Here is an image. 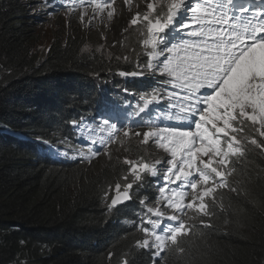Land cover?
<instances>
[{
	"label": "trees",
	"instance_id": "obj_1",
	"mask_svg": "<svg viewBox=\"0 0 264 264\" xmlns=\"http://www.w3.org/2000/svg\"><path fill=\"white\" fill-rule=\"evenodd\" d=\"M46 1L0 0V264H264V148L247 140L244 155L233 159L229 188L218 190L215 204L209 200L211 217L190 211L188 234H181L176 245L169 242V250L159 256L154 255L155 249L138 246L145 233L129 227L133 219L122 218L131 204L110 207V202L117 183L134 180L124 161L151 158L142 152V139L123 136L122 146L134 154L115 152L112 160L99 157L78 163L69 154L83 153L81 139L88 141L93 120L96 128L105 119L120 123L109 110L91 105L97 92L94 77L113 74L114 81L123 84L126 97L114 90L105 104L121 97L116 110L125 117L134 111L123 102L136 109L142 106L130 89L131 78L119 73L136 71L135 63H143L141 46L127 56L112 48L107 53L92 51L83 34L69 31L55 35L47 49L39 52L33 46L38 25L32 11L35 4L55 10V0ZM133 15L122 10L107 32H114L116 26L133 28ZM138 83L141 86V79ZM140 92L144 93L142 86ZM105 98L106 92L101 100ZM72 109L75 119L63 131V114L72 115ZM246 134L264 144L251 127ZM61 141L68 146L67 157L57 148ZM141 174L143 185L131 188L132 201L140 194L149 196V187L156 182L151 175ZM178 184L173 189L179 190ZM187 191L191 193L190 188ZM167 193L152 197L150 208L158 200L165 205ZM152 215L148 218L157 219Z\"/></svg>",
	"mask_w": 264,
	"mask_h": 264
},
{
	"label": "snow or ice",
	"instance_id": "obj_2",
	"mask_svg": "<svg viewBox=\"0 0 264 264\" xmlns=\"http://www.w3.org/2000/svg\"><path fill=\"white\" fill-rule=\"evenodd\" d=\"M90 2L94 9L104 11L103 5L111 8L114 0ZM125 4L130 5L131 0H125ZM146 7V12H137L130 21L131 25H142L140 42L150 49L146 67L153 73L159 71L168 78L163 83L178 90L165 96L160 89L142 93V106L134 110V115H139L165 99L168 110L163 119L174 122L160 127L148 120L139 125L147 131L132 133L143 137L141 143L152 140L170 154L169 167L163 172L166 185L179 182V190L169 189L171 195L164 197V207L171 214L166 215L159 207L149 208L157 219L147 221L151 228L143 227L146 238L137 241L139 247L155 249L154 255L159 256L169 250V242L176 245L181 234H188L191 225L183 217L189 211L199 216L213 215L209 200L215 204L218 190L229 188L227 177L235 171L232 158L243 156L245 141L264 148L256 138L246 136V129L251 127L264 138V0H196L194 6L190 0H149ZM114 11H108L109 19ZM98 127L108 130L107 141H99L105 148L121 131L125 137L131 132L130 126L117 129L107 119ZM43 143L51 148L48 142ZM124 163L130 165L133 183L144 180L141 173L157 176L160 172L156 165L161 161L126 159ZM133 183L116 184L118 195L112 198L110 207L131 198ZM165 190L159 189L161 194ZM176 250L183 252L181 248Z\"/></svg>",
	"mask_w": 264,
	"mask_h": 264
},
{
	"label": "rangeland",
	"instance_id": "obj_3",
	"mask_svg": "<svg viewBox=\"0 0 264 264\" xmlns=\"http://www.w3.org/2000/svg\"><path fill=\"white\" fill-rule=\"evenodd\" d=\"M96 3H100V1H95ZM147 2L149 0H131V4L127 5L125 4V0H114V3H112V6L116 5L115 11L113 13V16L111 19L108 18V11L110 9L108 6L104 7V11H100L99 9H94V7H85L81 8L79 3L75 0H73L71 3L74 5L75 10L72 9H65L61 10L60 8L57 9V11L52 12L45 6H38L35 4L36 7L34 11H32V16H34L36 21V24L38 25V28L36 29L37 32V42H33L34 49H37V51H44L47 49L48 44L51 43L52 39L55 38V35H60L62 33L69 34V31L73 34H83L85 37L83 40H88V43L90 44L92 51H109V49H114V51H117L122 56H127L130 54V52H133L135 49L134 47H137L135 51L138 50V47L141 45V48L143 47L142 43L140 42L142 37L139 36L137 33L138 30H140V27L142 25H133L131 27L121 28L119 29L118 26H116L115 31H109L107 30L110 27V24H112V21H115V17L119 15V13L123 10H129L130 12H134V15L137 12L141 11H147ZM34 3H30V5H33ZM137 5V6H136ZM29 10L31 9L30 6ZM131 21V20H130ZM135 26V27H134ZM61 32V33H60ZM60 33V34H59ZM61 38V37H59ZM133 43V44H132ZM150 51V50H149ZM147 53V52H146ZM125 58V57H124ZM161 59V58H159ZM162 60V59H161ZM143 70V68H142ZM155 76L151 75V78ZM171 86V85H170ZM87 121V120H86ZM185 130H187L185 128ZM192 130L195 129L192 127ZM123 136V132L119 135V140L115 142V139L108 145V150L112 153L115 152H126L129 155H133L134 153L122 146L120 137ZM61 144V143H59ZM143 154H150L151 158L148 159V163H155L156 161H161L160 164H157L156 167L160 169V172L157 176H152L154 180H157L159 178H164L163 172L165 169L169 167L167 164V160L171 159V156L169 153H167L163 148H160L157 146V144L150 140L148 143L144 144L142 147ZM140 155V154H135ZM139 158H143L139 156ZM103 160V159H102ZM176 184L171 185H164L162 187H165V190L168 191L166 196L171 195V192L169 189L176 188ZM160 208L163 210L166 215L171 214L170 209H166L162 203H159L155 205V209ZM189 214L183 217L184 221L187 224V221H189ZM156 252V250H155Z\"/></svg>",
	"mask_w": 264,
	"mask_h": 264
},
{
	"label": "clouds",
	"instance_id": "obj_4",
	"mask_svg": "<svg viewBox=\"0 0 264 264\" xmlns=\"http://www.w3.org/2000/svg\"><path fill=\"white\" fill-rule=\"evenodd\" d=\"M79 3V5L81 6V8H85V7H94L93 3L90 2V0H75ZM50 2L49 1H46ZM196 0H190V3L194 6ZM100 3H103V0H100ZM53 6L55 7L56 10H50L52 12L57 11V9H61V10H65V9H72L75 10L74 5L72 4H68V3H63L62 0H56L53 3ZM104 7H106L107 5H103ZM137 6V5H136ZM113 6H111V8H109L110 10L112 9ZM107 8V7H106ZM141 46V45H140ZM142 49V53L144 55V61L143 63L140 62H136L135 63V70L131 71L132 72H136V73H143V75H136V77L132 76V75H126L129 78H131V80L129 81V79H127L130 82V89H133L132 94H135L136 97H140V94H142L140 92L141 90V86L142 89L144 91V93L146 92H151L152 89H160L161 90V95L165 96L168 93V90L166 89V84L163 83V81L165 79H167V77H162L159 73V71H156L155 73L149 71L147 69V64H148V52L150 49H145L144 46L141 48ZM147 52V53H146ZM161 59H163V57H160ZM143 68V70H142ZM121 73V72H119ZM151 75L155 76V80L152 81L151 80ZM121 78V76H120ZM136 79V80H134ZM141 79V86L138 83V81ZM94 83L96 85V93L92 96L91 100L92 106H95L96 108H98L99 110H103V109H107L109 110V113L111 114V116H114L116 118H118V120L120 121L121 125L124 127L125 125H128L131 127V132L129 134V137L131 139H137L140 138L143 140L142 136H135L132 133L134 132H144L147 131L148 129L146 127H142L139 126L141 124L144 123L143 119L141 117H138L137 115L134 114H130L128 117H125V113L123 111H117L116 110V103H120L121 102V97H126V92L123 90V84L122 83H118L116 81H114L113 79V74H104V75H100L99 77H94ZM114 90L117 91V93L119 92L122 96L119 99H114L113 102L114 104H110V105H106L105 101L108 97L112 96L114 94ZM106 92V98L104 101L101 100V97H103V93ZM132 102H134L133 100H131ZM124 106H130V110H135L136 106L131 105L130 103L127 102H123L122 103ZM153 108L155 109V111L158 113L159 116H161L163 118L165 111L168 110V104L166 103L165 99H159L158 103H153L152 104ZM82 108V107H80ZM70 111H73L74 113L72 115H65V113L63 114L64 121H63V125H62V130L63 131H67L69 130V128L71 127V124L73 123L74 119H75V111L72 109ZM168 124L171 125V121L164 119ZM192 127L195 129L194 124L192 125ZM37 135H41L39 133H37ZM249 134H246V136ZM124 136V135H123ZM120 137V140H122V137ZM19 138H24V139H29V136L27 135H21L19 134ZM245 147V145H244ZM99 150V154H95V152H93L94 150ZM245 153V152H244ZM244 155V154H243ZM99 157H102L103 160H112L115 157L111 156V151L110 150H106L103 149L99 146H95L92 151H84L83 155L78 156L75 161H77L78 163H84V162H90L92 160L98 159ZM235 157L232 158V164L231 167L234 168L233 166V159ZM231 175L227 177V179H230ZM133 179L131 178L130 180H128L127 182L129 183H133ZM166 182V181H165ZM137 184L139 185H143L140 182H135L133 183V187H135ZM160 187H154L152 185V187H149L150 190V195H145V194H140L136 201H132V199H134V192L130 189L129 190V195H130V199L126 200V201H122L121 203H118L116 206L114 207H120L123 205H127V204H131L130 205V211L127 215L123 216V219H135L132 220V222L130 223L129 227H134L136 229L141 230L143 227H145L146 225L144 224H139V222L141 221H145L147 222L149 219H145V217H143L141 215V213L148 211L149 209V204H150V200L152 197L158 198L160 191H159ZM123 191V189L121 188V192ZM118 195L117 191H116V187L113 190L112 193V198H115ZM112 198H111V204H112ZM145 201V203L142 205L141 201ZM132 201V202H131ZM161 224H163V222L161 221ZM157 231H160V229H157ZM156 256V255H155Z\"/></svg>",
	"mask_w": 264,
	"mask_h": 264
},
{
	"label": "bare ground",
	"instance_id": "obj_5",
	"mask_svg": "<svg viewBox=\"0 0 264 264\" xmlns=\"http://www.w3.org/2000/svg\"><path fill=\"white\" fill-rule=\"evenodd\" d=\"M56 1V0H55ZM95 1H100V0H95ZM73 4V3H72ZM56 10V9H55ZM166 85H168L169 87H166L167 88V90H168V93L170 94V93H172V92H174V91H178V90H176V89H173L171 86H170V84H166ZM150 114H151V116H150ZM141 118L143 119V121L144 122H146V121H148V120H153V121H155L160 127H166V126H168L169 124L161 117V116H159L158 115V113L155 111V109L153 108V106H151L150 107V109H149V111H146V112H143V114H142V116H141ZM174 123V122H173ZM173 123H171V124H173ZM87 125H89V123H87ZM114 125H116V127H117V129H121V128H123V126L121 125V123H114ZM82 129H83V131L84 132H86L88 129H87V126H86V124H85V122L83 121L82 122ZM89 131H90V136H89V138H88V141H86V140H84V139H81L82 140V143H81V146H83L84 147V149H83V152L84 151H89L90 149L92 150L95 146H99V147H101V148H103V149H106V150H108V145L115 139V142H117L118 140H119V135H120V133H122L123 131H121L120 133H119V135H117L111 142H109L108 144H107V148H105L104 146H102L101 144H100V140L103 138L104 140H106L107 141V139H108V135H109V133H108V130H102L101 129V127H99V128H96L95 127V124H94V120H93V125L91 124V127H90V129H89ZM95 142V143H94ZM59 143H61V144H59L58 145V150L61 152H64L65 154H66V157H67V154H69V149H68V146L66 145V143H64V141H61V142H59ZM98 150V149H97ZM99 151V150H98ZM93 152H96V150H94ZM74 160L78 157V156H76L75 154H69ZM114 155V153H112L111 154V156H113ZM154 181H156L154 184H159L160 182H162V181H164V179L163 178H159V179H157V180H154ZM166 190H168V189H166ZM157 199V198H156ZM156 205V204H155ZM149 208H150V205H149ZM153 210H155V206L153 207ZM150 212H148V211H145V212H143V213H141V215L143 216V217H145V219H149L148 218V214H149ZM151 215H152V213H150ZM153 216V218L155 219L156 217H155V215H152ZM133 220H135V219H133ZM166 222V217H165V219L163 220V224ZM146 223L147 222H145V221H143V223L140 221L139 222V224H144V225H146ZM162 224V225H163Z\"/></svg>",
	"mask_w": 264,
	"mask_h": 264
}]
</instances>
